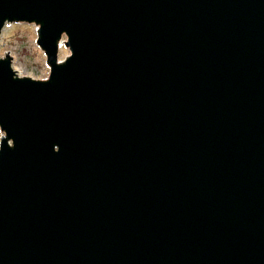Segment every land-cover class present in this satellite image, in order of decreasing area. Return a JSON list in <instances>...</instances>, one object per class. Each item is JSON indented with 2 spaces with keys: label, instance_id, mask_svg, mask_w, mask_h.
Masks as SVG:
<instances>
[{
  "label": "water",
  "instance_id": "95a60500",
  "mask_svg": "<svg viewBox=\"0 0 264 264\" xmlns=\"http://www.w3.org/2000/svg\"><path fill=\"white\" fill-rule=\"evenodd\" d=\"M0 264H264V0H0Z\"/></svg>",
  "mask_w": 264,
  "mask_h": 264
}]
</instances>
